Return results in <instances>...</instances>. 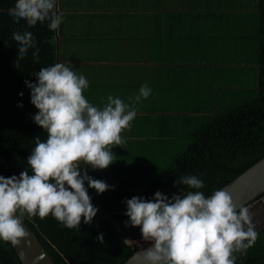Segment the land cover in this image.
Here are the masks:
<instances>
[{
  "label": "crops",
  "instance_id": "crops-1",
  "mask_svg": "<svg viewBox=\"0 0 264 264\" xmlns=\"http://www.w3.org/2000/svg\"><path fill=\"white\" fill-rule=\"evenodd\" d=\"M58 10L71 15L59 27V63L85 76L91 104L102 108L109 95L129 103L142 85L152 90L124 143L112 146L115 161L87 168L110 186L88 192L94 203L110 195L124 208L198 127L256 94V0H58Z\"/></svg>",
  "mask_w": 264,
  "mask_h": 264
},
{
  "label": "clouds",
  "instance_id": "clouds-1",
  "mask_svg": "<svg viewBox=\"0 0 264 264\" xmlns=\"http://www.w3.org/2000/svg\"><path fill=\"white\" fill-rule=\"evenodd\" d=\"M56 5L57 0H16L8 14L29 28L48 21L49 29L56 31L63 21ZM12 38L18 45L17 68L29 49H34L33 60L39 63L40 49L31 31H15ZM34 75L36 83H25L38 109L33 120L47 138H34L27 158L31 174L25 169L19 176H0V240L13 245L26 235L25 215L41 219L51 215L69 229L79 228L82 220L91 225L98 209L85 183L98 194L110 186L89 176L87 168L104 170L115 161L112 146L124 143L121 133L136 118V105L152 91L142 85L129 103L109 95L101 108L83 95L89 87L85 76L64 63L42 67ZM179 185L204 188L196 175L181 176L175 182ZM182 192L179 188V194L170 198L157 191L151 200H126L128 226L139 228L150 245L137 258L142 264H236L235 254H246L258 237L249 208H238L223 190L208 197L201 191ZM97 240L103 244L104 234Z\"/></svg>",
  "mask_w": 264,
  "mask_h": 264
},
{
  "label": "trees",
  "instance_id": "trees-1",
  "mask_svg": "<svg viewBox=\"0 0 264 264\" xmlns=\"http://www.w3.org/2000/svg\"><path fill=\"white\" fill-rule=\"evenodd\" d=\"M15 3L16 0H0V176L6 178L19 176L25 169L31 174L27 158L35 147L34 138L39 136L42 141L47 138V133L33 120L38 109L31 103V90L25 81L36 83L35 72L59 63V29L51 31L48 21L31 28L23 20L15 23L8 14ZM55 11L63 20L71 16L59 13L58 0ZM256 11V17L252 16L251 20L257 25V54L256 59H249L257 66L256 94L247 95L241 104L218 113L198 127L186 150L136 197L151 200L159 191L171 198L173 193L179 194V188L183 189L182 194L201 191L208 197L264 158V0H256ZM24 30L31 31L35 37L40 49L39 63L33 60L34 49H29L17 68L18 45L12 37L13 32ZM188 175L198 176L204 188L175 186L177 179ZM108 196L102 205L92 201L98 212L91 225L82 220L79 228L69 229L51 215L44 219L25 215L23 222L37 236L54 264H124L137 250L138 246L131 240L141 230L128 226L127 205L114 208ZM101 233L103 244L97 240ZM257 233L254 246L246 254H235L236 264H264V232ZM124 240L129 242L124 244ZM0 264H21L11 242L0 240Z\"/></svg>",
  "mask_w": 264,
  "mask_h": 264
},
{
  "label": "water",
  "instance_id": "water-1",
  "mask_svg": "<svg viewBox=\"0 0 264 264\" xmlns=\"http://www.w3.org/2000/svg\"><path fill=\"white\" fill-rule=\"evenodd\" d=\"M220 190L226 192L238 208L246 206L251 211L256 204H264V158ZM23 227L26 235L18 238L16 245L11 243L21 264H54L34 232L24 222ZM149 246L148 242L139 246L124 264H142V259L137 257Z\"/></svg>",
  "mask_w": 264,
  "mask_h": 264
},
{
  "label": "flooded vegetation",
  "instance_id": "flooded-vegetation-1",
  "mask_svg": "<svg viewBox=\"0 0 264 264\" xmlns=\"http://www.w3.org/2000/svg\"><path fill=\"white\" fill-rule=\"evenodd\" d=\"M253 223L256 226L257 232H264V204H256L251 211Z\"/></svg>",
  "mask_w": 264,
  "mask_h": 264
},
{
  "label": "rangeland",
  "instance_id": "rangeland-1",
  "mask_svg": "<svg viewBox=\"0 0 264 264\" xmlns=\"http://www.w3.org/2000/svg\"><path fill=\"white\" fill-rule=\"evenodd\" d=\"M89 176H91L92 178L95 179V175H91L90 173H88ZM87 186V187H86ZM85 187L88 189V192H94V193H97L94 189H91L90 187H88L87 183H85ZM90 188V189H89ZM96 204H100L99 201H95ZM134 243H136L138 246H141L142 244L146 243L144 240H143V237H142V233L141 235H137V237L135 239L132 240Z\"/></svg>",
  "mask_w": 264,
  "mask_h": 264
}]
</instances>
